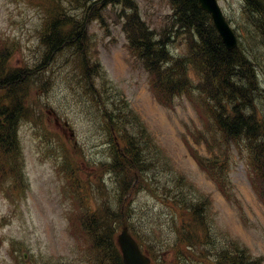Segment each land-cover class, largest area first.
Listing matches in <instances>:
<instances>
[{
  "label": "rangeland",
  "instance_id": "1",
  "mask_svg": "<svg viewBox=\"0 0 264 264\" xmlns=\"http://www.w3.org/2000/svg\"><path fill=\"white\" fill-rule=\"evenodd\" d=\"M59 1L65 7L73 3L76 8L71 14L76 17L83 13L82 2L86 9L90 7L93 18H102L99 21L89 19L87 48L91 54L90 64L99 59L109 80L110 92L105 90L106 94L101 95L107 105L99 107L83 85L85 82L77 73V60L70 50L58 53L43 76L40 73L35 75L37 79L35 76L30 79L24 96L29 113L20 119L16 134L22 151L21 176L14 171L0 175V264H95V252L88 246L83 230L78 232L75 226L79 213L77 205L81 200L88 217L98 212L102 204L112 212L125 213L124 223L129 232L136 233L141 241L146 245L150 242L157 250L161 244L162 248L173 251L172 264H186L183 258L180 260V254L187 249L177 246L178 237L185 240L190 236L191 242H195L194 232L202 239L193 250L200 254L201 261L211 255L216 264H225L221 258L238 254L246 263L257 260L264 264V202L257 197L248 177L246 164L250 156L245 142L240 146L231 145L215 130L208 135L210 126L205 127L196 108L197 104L201 108L204 106L199 95L181 96L168 108L158 102L149 86L147 73L132 63L126 47L123 14L116 11V6L105 7L102 2L94 4L96 0ZM134 1L139 6L140 16L155 33L163 28V33L169 36L177 29L170 17L174 10L166 0ZM219 4L243 49L259 63L255 67L259 84L255 80L250 86L260 91L252 89L255 106L249 100L243 113L254 115L264 125V45L259 39L254 40L258 38L251 21L254 17L248 14L243 0H219ZM44 12V6L34 7L31 0H0V42L4 40L5 46H9L8 68L32 66L35 56L42 55L39 29ZM168 20L171 21L167 23ZM170 51L182 56L173 42ZM96 73H93L94 87L98 90ZM245 73L251 78L249 72ZM2 94L0 92V97ZM120 106L140 116L160 156L168 160L169 173L163 175L159 166V175H149L152 185H159L165 179L173 180L174 195L182 190L186 194L182 209L164 205L160 198L138 187L134 190L136 195L130 194L123 199L124 209L120 206L122 195L117 192L119 183L115 180L128 179L127 185L120 187L121 191L127 186V190L130 189L131 180L126 173L120 178L106 167L114 150L104 132L108 128L105 114L115 107L121 110ZM116 113L118 111L112 116ZM65 120L72 129L62 124ZM243 125L257 127L249 118ZM195 128L203 130L209 148L190 138L189 130ZM262 130L260 127L254 131L264 134ZM71 133L76 141H71ZM198 136L202 138L199 133ZM188 144L203 156H217L210 159V168L221 172L218 173L220 181L230 201L219 191L213 178L198 167ZM68 155L71 163H68ZM160 160L159 164H165ZM63 164L68 165L72 173L65 170ZM133 174L134 187L151 184L142 182L137 172ZM69 175H73L75 181L70 186L67 184ZM177 180L193 183L199 195ZM198 200H201L200 206L196 205ZM236 202L242 205V213ZM194 212L200 218H196ZM72 228L77 233H72ZM243 250L244 256H241Z\"/></svg>",
  "mask_w": 264,
  "mask_h": 264
},
{
  "label": "trees",
  "instance_id": "2",
  "mask_svg": "<svg viewBox=\"0 0 264 264\" xmlns=\"http://www.w3.org/2000/svg\"><path fill=\"white\" fill-rule=\"evenodd\" d=\"M34 1L44 6L45 10L39 36L42 55L40 57L35 56V62L32 66L8 68L9 52L0 51V92H3L0 97V172L1 174H7L9 171H14L19 177L21 176L22 151L16 137L17 127L20 119L29 113L24 96L30 86V79L40 73V76H43L50 61L58 53L66 50L71 51L77 60V73L81 80L85 82L83 85L86 87L88 94L93 97L99 107L107 105L102 103L101 97L107 91H102L103 89L99 92L94 91L91 75L95 72L103 75V72L97 59L96 62L93 61L92 64H89L91 54H89L87 48V44H89L87 42L89 19L101 20L102 18L100 16L93 18L90 7L86 9L82 2L80 6L83 13L77 14L79 17H76L71 14L76 8L73 3L70 4L71 7H65L59 0ZM98 2L104 3L105 7L109 5L112 7L115 5L121 6V14L125 17L123 26L129 48L152 77L153 90L159 102L171 106L173 101H169V99L185 92L186 95L191 96L194 94V90H198V95L204 103L202 109L205 112V127L210 126L207 131L208 135H212L215 130V132L220 133L226 143L240 146L242 141L245 142L248 150L247 154L250 156L254 182L264 197V134H261V131H254L255 128L261 127L264 133V125L254 115L246 116V113H243L249 100L253 104L252 89L256 90L255 92L258 91V88L250 86L254 84L257 75L253 61L249 56L240 52L239 48L228 51L224 47L220 38L216 37L213 27L208 26L206 14L200 10L197 0H170L174 10L173 16L176 15L172 25L174 26L177 22L180 29L177 26L175 31H182L189 40V54L178 58V60L189 57L193 49L194 59L197 58L200 61L199 66H202L201 70H197V66L192 65V68L196 71V73H193L196 79L192 82L187 72L183 74L179 70L180 66H176V71L173 68L167 69V66L163 68V63L168 58L164 43L163 41H154V33L140 20L138 7L134 0H96L94 4ZM244 2L248 14L251 13L254 17V25L261 37L259 39L264 45V0H244ZM82 9L79 8L78 11L80 12ZM196 36L199 41L194 39ZM164 37L169 38L165 33ZM254 40H258V38L256 37ZM36 61L39 63L36 64ZM189 67H186V71ZM244 72H249L251 78H247L246 73L243 74ZM34 79H37L36 76ZM249 80L253 81L249 82ZM256 83L259 84L258 80H256ZM121 107V110H118L115 116H112V114L117 111L116 107L111 109L110 113L105 114L108 120V128L104 131L114 150L106 167L112 173L119 175L120 178L126 173L131 180L130 189L127 190V186L123 191L120 187L127 185L126 180L128 179L115 180L119 183L117 192L122 195L120 206L124 209L125 201L123 199L130 194L136 195L137 192L134 190L138 187L139 190L146 189L158 198L163 194L161 201L164 205H167L170 195L174 204L181 207L183 203H186L184 202L186 194L183 190L180 195L172 194L173 180H163L162 187L160 184L152 185L151 176L159 175V166L165 172L168 171L169 167H166L167 162L165 160L163 161L165 164H159L160 159L165 157L160 156L150 131L140 117L126 106L124 109ZM196 108L201 111L198 105H196ZM247 118L255 122L257 127H245L243 123ZM127 131H130L129 135H127ZM198 133L202 138L198 136ZM193 137L196 141L205 140L206 138L203 132H196ZM194 156L198 157L201 169L211 175L217 182H220L218 173L221 172L208 168L211 166L209 158L200 157L197 153ZM67 157L68 163H71V156L68 155ZM216 157L215 155L213 158ZM66 166L68 165H62L65 170L70 171ZM77 166L81 172V166L79 164ZM135 172L139 174L142 182H151V184L146 183L143 187L138 184L139 186L134 187L135 176L133 173ZM74 173L78 172L74 170ZM180 179L182 178L180 177ZM67 180L69 185H73L75 182L73 175H69ZM177 182L185 186L190 185L189 182H181L180 180H177ZM200 201L198 200L196 205L200 206ZM78 212L75 217V226H79L77 230H83L82 233L86 235L88 246L95 252V264H123L115 242V236L126 220L123 216L125 213L112 212L107 205L102 204L98 212H92L88 217L82 200L79 202ZM196 218L200 217L196 216ZM192 226H195V224ZM151 230L153 231L152 226ZM132 234L153 259L157 258V264H164L161 258L165 257L166 248H162L160 244V250H157L150 242L146 245L145 242L141 241L136 233ZM182 241L187 242V247L190 249L192 245L190 236ZM180 256L186 260V264H189L190 256L182 253ZM218 257L220 256L218 255ZM221 261L225 264H243L242 258L238 254H232L230 258H221ZM253 261V263L250 261L248 264H260L257 260Z\"/></svg>",
  "mask_w": 264,
  "mask_h": 264
},
{
  "label": "bare ground",
  "instance_id": "3",
  "mask_svg": "<svg viewBox=\"0 0 264 264\" xmlns=\"http://www.w3.org/2000/svg\"><path fill=\"white\" fill-rule=\"evenodd\" d=\"M167 2H168V4H169V6H170V8H171V10L173 9V6L171 5V3H170V0H166ZM197 3H198V6H199V8H200V10L204 13V14H206V19H207V21H208V23L207 24H209L208 26L209 27H213V30H214V32L216 33V37H219L220 38V40H221V42H222V44L224 45V47L228 50V51H230L231 49H228L227 47H226V45L224 44V42H223V40H222V38H221V36H220V34H219V32H218V29L216 28V26H215V24L213 23V20H212V18H211V14L210 13H208L207 11H205L204 9H202V7H201V5H200V2L197 0ZM215 3H216V5H217V7L219 8V10L221 11V14H222V16H223V18H224V20L226 21V20H228L227 19V17L225 16V14H224V12H223V10H222V8H221V6H220V4H219V0H215ZM137 4V3H136ZM116 6V11L117 12H119V13H122V11H121V6L120 5H115ZM137 11H138V14L140 15V12H139V6H138V4H137ZM138 15V16H139ZM175 16V15H174ZM170 17H171V19H172V22L171 23H173V20H174V17L172 16V13L170 14ZM139 18H140V20L141 21H143L146 25H147V27H148V29L150 30V31H152L153 33H154V35H153V39H154V41H163V45H164V47H165V49H166V51H167V53H168V58L165 60V62L163 63V68H165L166 66H167V69L168 68H173V69H175V71H176V66H180V71L184 74V73H196V71L192 68V65H196L197 66V70H201L202 69V66H199V60L197 59V58H195L194 59V57H193V54H194V52H193V49H192V51H191V53H190V56L189 57H186L185 59H180V60H178V58H180V57H184V55H183V53H187L185 56H187L188 54H189V52H188V42H189V40L187 39V36H186V34L185 33H183L182 31H179V32H176V31H174L173 33H171L170 35H169V38H165L164 37V33H163V28H161V30L162 31H160V29L158 30L159 31V33H155V30L154 29H151L150 27H149V25L146 23V21L144 20V18H142V17H140L139 16ZM122 21H123V24H124V21H125V17L124 16H122ZM171 20H168L167 21V23H169ZM252 21H253V23H252V26L255 28V33H256V36H258V39H259V32H258V30H257V28H256V26L254 25V19L252 18ZM178 26V23L176 22L175 23V25H174V27H177ZM178 28H179V26H178ZM180 29V28H179ZM234 34V36H235V39H236V44L238 45L237 46V48H239V51L240 52H242L243 54H246V56H249L247 53H246V51L243 49V47H242V42H240L239 43V40H238V38H236V34L235 33H233ZM200 37V36H199ZM240 37V36H239ZM201 38V37H200ZM261 38V37H260ZM196 41H199V38L196 36L195 38H194ZM260 40V39H259ZM261 41V40H260ZM172 42L174 43V48H179V51H180V53L182 54V56L180 55V54H176L177 56H175L174 54H173V52H171L170 50H171V45H172ZM185 43H187V46H186V44ZM171 53L173 54V55H171ZM249 58H250V56H249ZM251 59V58H250ZM252 61H253V66L254 67H256V66H258V62L256 61V59L254 58V59H251ZM89 61V60H88ZM91 62L89 61V64H90ZM187 66H190L188 69H187V71H186V67ZM257 70V69H256ZM256 75H257V71H256ZM256 77H258V75L256 76ZM259 83V82H258ZM260 90L258 89V91L257 92H259ZM186 93V92H185ZM185 93H183L182 95H179V96H185L186 94ZM179 96H177V97H175V98H171V99H177ZM255 97H253V103H254V106H255ZM221 106V105H220ZM217 108V107H216ZM254 108V107H253ZM217 110V109H216ZM118 111V110H117ZM242 256H244V250L242 251ZM243 264H248V263H246L245 261H243Z\"/></svg>",
  "mask_w": 264,
  "mask_h": 264
},
{
  "label": "water",
  "instance_id": "4",
  "mask_svg": "<svg viewBox=\"0 0 264 264\" xmlns=\"http://www.w3.org/2000/svg\"><path fill=\"white\" fill-rule=\"evenodd\" d=\"M202 9L211 14L213 22L218 29V32L228 49H233L236 46V39L232 29L224 20L221 11L217 7L215 0H198ZM118 244L123 254L125 264H149V260L145 258L137 244L134 242L126 227L118 236Z\"/></svg>",
  "mask_w": 264,
  "mask_h": 264
}]
</instances>
